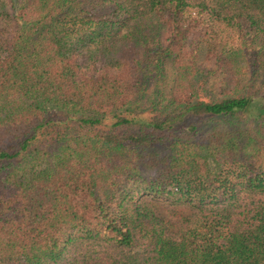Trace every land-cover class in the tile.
Instances as JSON below:
<instances>
[{
	"label": "trees",
	"instance_id": "obj_1",
	"mask_svg": "<svg viewBox=\"0 0 264 264\" xmlns=\"http://www.w3.org/2000/svg\"><path fill=\"white\" fill-rule=\"evenodd\" d=\"M0 264H264V0H0Z\"/></svg>",
	"mask_w": 264,
	"mask_h": 264
},
{
	"label": "rangeland",
	"instance_id": "obj_2",
	"mask_svg": "<svg viewBox=\"0 0 264 264\" xmlns=\"http://www.w3.org/2000/svg\"><path fill=\"white\" fill-rule=\"evenodd\" d=\"M259 80H255L254 83H258ZM145 204L150 207L153 212L166 220L174 223L179 220L180 216H187L190 213V209L182 204H170V200L167 197H151L147 196L144 198ZM175 232L176 229L172 228Z\"/></svg>",
	"mask_w": 264,
	"mask_h": 264
}]
</instances>
